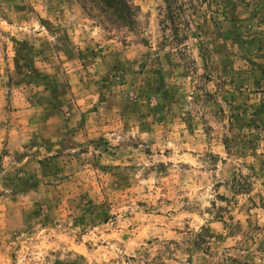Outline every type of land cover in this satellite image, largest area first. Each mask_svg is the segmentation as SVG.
Instances as JSON below:
<instances>
[{
	"label": "rangeland",
	"instance_id": "rangeland-1",
	"mask_svg": "<svg viewBox=\"0 0 264 264\" xmlns=\"http://www.w3.org/2000/svg\"><path fill=\"white\" fill-rule=\"evenodd\" d=\"M0 0V264H264V0Z\"/></svg>",
	"mask_w": 264,
	"mask_h": 264
},
{
	"label": "trees",
	"instance_id": "trees-1",
	"mask_svg": "<svg viewBox=\"0 0 264 264\" xmlns=\"http://www.w3.org/2000/svg\"><path fill=\"white\" fill-rule=\"evenodd\" d=\"M92 8H98L107 21L116 26L129 27L132 23V7L126 0H83Z\"/></svg>",
	"mask_w": 264,
	"mask_h": 264
}]
</instances>
